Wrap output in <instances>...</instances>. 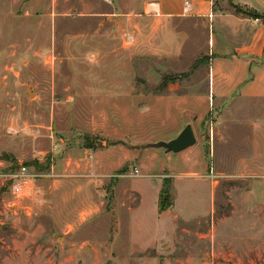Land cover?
<instances>
[{"label":"crops","instance_id":"0c3cea01","mask_svg":"<svg viewBox=\"0 0 264 264\" xmlns=\"http://www.w3.org/2000/svg\"><path fill=\"white\" fill-rule=\"evenodd\" d=\"M184 2L188 3L187 10H184ZM148 3L156 4L158 16L148 9ZM39 4L47 14L58 9L56 14L75 13L78 17L75 35L64 40L63 54L67 64L80 66L82 61H87L96 65L100 59L105 64L108 56H112V71L104 70L103 66L101 71L94 68L92 73L75 75L78 82L75 89H82L79 92L83 97L90 93L118 97L132 95L135 84L123 85L124 68L118 64L126 56L129 60L131 57H149L164 65L175 64H170L168 71L175 69L180 61L185 64L191 60L181 72L190 78L195 71V53L191 50L190 57L185 58L186 47L189 43L190 48L199 46L193 38L195 32L206 28L209 31L210 26H214L216 34L207 41L211 53L207 58L202 91H196L189 81L182 88L176 79L162 89L158 87L162 90L160 96L145 102L154 104L158 128L164 134L174 133L175 137L195 118L196 109H212L215 123L211 130L210 155L216 160L217 170L222 174H264V0H34L30 7L35 10ZM234 7L253 12L258 17L238 15ZM60 41L61 44L64 42ZM78 65L72 64L76 70ZM82 70L85 73L86 69ZM168 71H162V81L170 75ZM116 98L110 103L109 109L113 113L108 114L107 120L98 123L93 117L90 124L87 123L91 129L86 134L95 137L102 129L99 124L106 125L103 142L106 141L107 147L86 148L82 136L61 141L59 157L44 186L50 196L46 216L58 223L65 239H74L72 247H104L109 255H117V258L124 255L125 263L133 255L150 251L159 255L165 253L170 239L187 233L188 230L181 229L182 224L207 222L211 223L214 233L218 231L219 226L216 228L214 223L219 225L227 219H216L212 214L216 183L191 176L204 175L208 171L203 148L189 150L190 147L178 154H165L156 151L158 149L136 150L124 145L132 135L130 130H124V125L129 127L134 122L129 116L131 106L120 107ZM159 140L155 137L138 141ZM129 164H134L135 170L143 168L149 173L156 169L155 174L149 175L160 180L158 184L155 182L154 191L146 185L130 189L119 184L116 176L121 171L126 172ZM114 176L117 180L112 182ZM128 177L144 175L129 173ZM166 183L171 208L159 214L160 192ZM106 186L114 215L107 232L100 236L108 238L104 244L94 238L104 224L100 219L105 214L99 191ZM250 202V214L236 218V221L264 222V215L259 214L264 211V198L255 193ZM151 207L153 211L149 215L146 212ZM255 229L258 231L259 228ZM41 233L44 235L45 230ZM26 234L36 236L35 233ZM219 242V238L213 236L209 243L217 246Z\"/></svg>","mask_w":264,"mask_h":264},{"label":"rangeland","instance_id":"374dc122","mask_svg":"<svg viewBox=\"0 0 264 264\" xmlns=\"http://www.w3.org/2000/svg\"><path fill=\"white\" fill-rule=\"evenodd\" d=\"M33 1L0 0V264H264V222L236 221V218L250 214L252 194L259 193L264 198V174H222L217 170L216 160L210 155L211 130L215 123V113L210 108L207 111L195 110V118L189 124L196 143L189 150L203 148L208 171L220 176L212 180L216 183L212 214L216 219H227L219 225L214 223L219 230L214 233L211 223L207 222L182 224L181 229L188 230L187 233L170 239L165 253L159 255L150 251L133 255L127 263L123 261L124 255L119 258L109 255L104 247H72L74 239H65L58 223L46 216L50 196L44 186L59 157L62 140L87 136L88 143L94 148L107 147L106 141L103 142L107 134L106 125L99 124L103 130L100 129L95 137L86 134L91 129L87 123L90 124L93 117L98 123L107 120L108 114L113 113L109 109L110 103L118 96L111 95V98L108 94L98 96L90 93L83 97L80 94L82 89H75L78 83L75 75L92 73L94 68L101 71L103 66L104 70L112 71L114 63L112 56H108L105 64L101 59L96 65L87 61H82L80 66L72 63L79 66L77 70L72 64H67L63 54L64 40L75 35L77 15L56 14L58 9L47 14L42 9V3L34 10L30 7ZM195 33L193 38L197 39L199 46L190 48L189 43L184 56L190 57L191 50L195 53V71L190 78L181 72L186 70L191 60L185 64L181 61L176 63L177 67L171 71L167 69L172 62L164 65L149 57H131L129 60L126 56L118 61L124 68L123 85L135 84L130 98L121 94L115 100L120 107L124 104L131 106L129 116L134 123L129 127L124 125V130H130L132 135L124 145L144 150L142 146L155 141L139 139L157 137L163 141L167 137H175L174 133L164 134L158 128L155 106L145 101L160 96L162 90L158 87L162 82V71L170 72L168 77L177 79L182 88L189 81L196 91H202L207 58L211 53L207 41L216 32L211 25L209 31L206 28ZM60 40L64 42L61 44ZM82 68L86 69L85 73ZM176 70L179 74H171ZM79 98H83L81 103H78ZM68 127L71 131H67ZM156 151L163 152L161 149ZM135 167L129 164L126 172L132 174ZM21 168L34 178L20 192H14V176ZM137 171L144 177H119V184L130 189L146 185L154 191L155 182L158 184L159 179L149 175L155 174L156 169L151 173L143 168H137ZM208 171L204 175L191 176L206 178ZM116 177L111 181L117 180ZM166 189H169L168 186ZM102 190L99 191V200L104 204L105 215L100 219L104 220V224L94 240L105 244L108 238L100 236L107 232L114 214L109 187ZM152 211L153 207L146 213L150 215ZM259 214L264 215V211H259ZM255 227L259 228L258 231H254ZM42 230H45L44 235ZM26 233H35L36 236H27ZM213 236L220 240L217 246L209 243ZM216 250L220 253H213Z\"/></svg>","mask_w":264,"mask_h":264},{"label":"water","instance_id":"95a60500","mask_svg":"<svg viewBox=\"0 0 264 264\" xmlns=\"http://www.w3.org/2000/svg\"><path fill=\"white\" fill-rule=\"evenodd\" d=\"M196 143V138L191 125H186L182 131L172 140L159 141L142 146V149H161L165 154H178Z\"/></svg>","mask_w":264,"mask_h":264},{"label":"built area","instance_id":"2783aa9c","mask_svg":"<svg viewBox=\"0 0 264 264\" xmlns=\"http://www.w3.org/2000/svg\"><path fill=\"white\" fill-rule=\"evenodd\" d=\"M108 1V0H104ZM148 9L152 12V14L158 16L157 10H156V4L155 3H148ZM188 9V3L184 2V10ZM137 170H133V175H137ZM129 173L122 172L117 177H128ZM205 177L209 180H216L219 179V175H216L213 173V171H208L205 175ZM34 176L25 170V168H21L20 171L14 176V192H20L22 188H24L27 184L31 182V179H33Z\"/></svg>","mask_w":264,"mask_h":264},{"label":"trees","instance_id":"16d2710c","mask_svg":"<svg viewBox=\"0 0 264 264\" xmlns=\"http://www.w3.org/2000/svg\"><path fill=\"white\" fill-rule=\"evenodd\" d=\"M234 11L238 15H246V16H250L252 18L258 17L253 12L244 11L243 9H241L239 7H234ZM194 68H195V65H194ZM174 80H176L174 77H164L161 85L159 86V89H162L163 87H165V85L168 82L174 81ZM83 143H84V147L93 148V146L90 143H88V138L86 136L83 138ZM122 172H125V171H121V173ZM166 186H168L167 183L163 185L162 190L160 192V197H159V201H158V213L159 214H162L171 208V203L169 201V191L166 189Z\"/></svg>","mask_w":264,"mask_h":264}]
</instances>
